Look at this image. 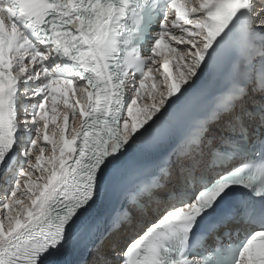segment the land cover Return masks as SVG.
I'll use <instances>...</instances> for the list:
<instances>
[{"label":"snow or ice","instance_id":"1","mask_svg":"<svg viewBox=\"0 0 264 264\" xmlns=\"http://www.w3.org/2000/svg\"><path fill=\"white\" fill-rule=\"evenodd\" d=\"M0 190V264H264V0H0Z\"/></svg>","mask_w":264,"mask_h":264},{"label":"bare ground","instance_id":"2","mask_svg":"<svg viewBox=\"0 0 264 264\" xmlns=\"http://www.w3.org/2000/svg\"><path fill=\"white\" fill-rule=\"evenodd\" d=\"M3 196V191L2 190H0V197H2Z\"/></svg>","mask_w":264,"mask_h":264}]
</instances>
